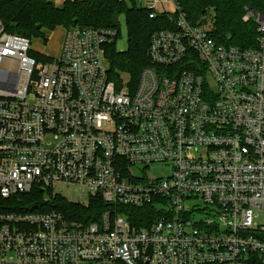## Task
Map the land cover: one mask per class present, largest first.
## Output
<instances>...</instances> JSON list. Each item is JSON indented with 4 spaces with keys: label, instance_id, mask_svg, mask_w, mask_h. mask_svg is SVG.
<instances>
[{
    "label": "built area",
    "instance_id": "obj_1",
    "mask_svg": "<svg viewBox=\"0 0 264 264\" xmlns=\"http://www.w3.org/2000/svg\"><path fill=\"white\" fill-rule=\"evenodd\" d=\"M141 6L174 28L151 34L135 83L109 75L116 28L75 25L39 58L0 19V196L69 186L109 205L89 222L0 212V264H264V11L246 7L258 35L242 48L178 0ZM126 206L153 212L138 228Z\"/></svg>",
    "mask_w": 264,
    "mask_h": 264
},
{
    "label": "trees",
    "instance_id": "obj_2",
    "mask_svg": "<svg viewBox=\"0 0 264 264\" xmlns=\"http://www.w3.org/2000/svg\"><path fill=\"white\" fill-rule=\"evenodd\" d=\"M178 3L189 20L197 22L202 19L201 23L209 25L211 36L217 43L242 48L257 45L254 21H244L242 17L247 6L258 12L264 11V0H178ZM0 19L7 32L29 38L43 35L44 30H52L59 25L68 30L75 24L78 28H116L117 39L122 19L126 27V48L119 50L117 39H114L104 45L105 56L110 77L122 80L128 76L131 83H135L141 70L149 65L151 34L159 29L174 28L166 15L150 18L136 0H64L61 4L54 0H0ZM44 195L40 187H33L26 194L7 199L0 196V212L55 209L68 219L84 218L89 222L109 207L100 199H94L89 207H84L58 194L44 202ZM120 211L127 213L132 225L138 228L144 224L136 221L153 212L148 207L132 206L123 207Z\"/></svg>",
    "mask_w": 264,
    "mask_h": 264
},
{
    "label": "rangeland",
    "instance_id": "obj_3",
    "mask_svg": "<svg viewBox=\"0 0 264 264\" xmlns=\"http://www.w3.org/2000/svg\"><path fill=\"white\" fill-rule=\"evenodd\" d=\"M142 0H136L137 4L141 6ZM202 19L199 20L201 22ZM208 28V27H207ZM209 29V28H208ZM66 33V28L62 25L56 26L52 30H44L43 35L32 36L31 38V48L40 55H44L50 58H57L60 54L64 36ZM116 46L119 50L126 48V27L121 19L120 35L116 41ZM152 171H149L148 175L158 176L165 173V169L159 165H153ZM62 196L67 199L74 198V193L78 192L79 189L76 187H65L57 186L55 187Z\"/></svg>",
    "mask_w": 264,
    "mask_h": 264
},
{
    "label": "crops",
    "instance_id": "obj_4",
    "mask_svg": "<svg viewBox=\"0 0 264 264\" xmlns=\"http://www.w3.org/2000/svg\"><path fill=\"white\" fill-rule=\"evenodd\" d=\"M64 0H54L56 4H61Z\"/></svg>",
    "mask_w": 264,
    "mask_h": 264
},
{
    "label": "water",
    "instance_id": "obj_5",
    "mask_svg": "<svg viewBox=\"0 0 264 264\" xmlns=\"http://www.w3.org/2000/svg\"><path fill=\"white\" fill-rule=\"evenodd\" d=\"M74 26H75V24H74Z\"/></svg>",
    "mask_w": 264,
    "mask_h": 264
}]
</instances>
